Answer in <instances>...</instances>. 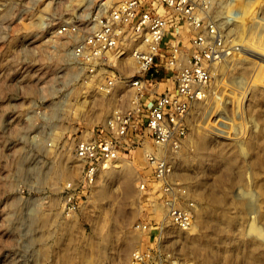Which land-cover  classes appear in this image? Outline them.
I'll use <instances>...</instances> for the list:
<instances>
[{"label": "rangeland", "instance_id": "obj_1", "mask_svg": "<svg viewBox=\"0 0 264 264\" xmlns=\"http://www.w3.org/2000/svg\"><path fill=\"white\" fill-rule=\"evenodd\" d=\"M223 1L235 39L208 100L189 114L201 207L194 229L167 246L182 264H264V0ZM90 7L0 0V264H130L146 240L133 227L148 219L138 163L103 171L75 212L61 210L81 177L79 129L104 121L115 103L68 85L71 38L57 26Z\"/></svg>", "mask_w": 264, "mask_h": 264}, {"label": "built area", "instance_id": "obj_2", "mask_svg": "<svg viewBox=\"0 0 264 264\" xmlns=\"http://www.w3.org/2000/svg\"><path fill=\"white\" fill-rule=\"evenodd\" d=\"M90 2L57 26L71 38L68 85L80 81L115 103L104 121L79 129L73 153L81 177L65 191L61 210L75 212L103 171L138 163L135 186L148 219L133 225L146 240L129 262L182 264L167 246L194 229L201 207L190 172L189 114L208 100L219 64L233 50L232 16L223 0ZM217 120L215 130L224 132Z\"/></svg>", "mask_w": 264, "mask_h": 264}, {"label": "bare ground", "instance_id": "obj_3", "mask_svg": "<svg viewBox=\"0 0 264 264\" xmlns=\"http://www.w3.org/2000/svg\"><path fill=\"white\" fill-rule=\"evenodd\" d=\"M220 6H221L222 8H226V7L224 6V3H221ZM225 12L228 13V14H227V19H230V17L234 14L233 11H229L227 8L225 9Z\"/></svg>", "mask_w": 264, "mask_h": 264}]
</instances>
